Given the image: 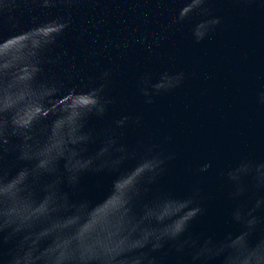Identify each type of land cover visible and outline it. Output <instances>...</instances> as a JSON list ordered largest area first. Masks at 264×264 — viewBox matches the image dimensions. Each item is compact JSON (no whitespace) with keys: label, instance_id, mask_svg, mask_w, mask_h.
<instances>
[{"label":"water","instance_id":"95a60500","mask_svg":"<svg viewBox=\"0 0 264 264\" xmlns=\"http://www.w3.org/2000/svg\"><path fill=\"white\" fill-rule=\"evenodd\" d=\"M196 2L58 0L55 7L44 8L40 0H0V49L4 50L0 67L15 68L16 80L30 77L28 59L46 31L43 26L60 19L71 21L40 57L39 81H54L57 87L19 88L8 100L19 105L14 120L26 122L36 113L41 116L32 136L25 137L41 158L23 167H39L50 154L61 155L81 139L75 121L79 108L91 102L84 93L100 83L104 72L109 73L105 95L112 102L103 118L88 120L89 129L96 133L89 154L104 150L107 132L134 148L140 141L155 143L171 133L169 147L176 152L160 180L136 201L134 221L123 207L122 183L114 181L134 160H125L119 173H86L78 191L65 189L69 197L57 199L50 190L35 206L34 199L41 193L39 185L33 184V198L24 197L10 212L24 219L44 217L48 226L39 236L55 233L54 242L60 248L74 241L88 251L109 244L120 247L128 239L121 233L131 234L141 226L159 227L151 224V210L143 212L149 203L165 194L183 198L198 189L196 200L204 211L190 226L185 256L165 245L157 254L159 264H188L192 246L209 241L216 245L212 264H223L219 252L229 236L233 237L231 246L264 239V222H260L264 211L254 208L264 196V0H210L207 12L193 11ZM212 17H219L220 23L201 42H195L194 30ZM177 71L184 73L182 84L146 105L140 82L150 80L151 87L162 88L168 75ZM125 116L130 118L128 124L115 127L114 122ZM74 156L75 149H68L73 168L88 163ZM205 165L210 167L201 173ZM18 166L14 156H9V172ZM253 168L254 175H240L238 185L232 183L230 177ZM15 182L14 178L11 183ZM237 190L241 194L234 199ZM69 198L80 203L73 205ZM237 209L248 216L247 224L257 222L255 230L235 222ZM13 246L14 242L0 246V255L6 257Z\"/></svg>","mask_w":264,"mask_h":264},{"label":"clouds","instance_id":"9594fccd","mask_svg":"<svg viewBox=\"0 0 264 264\" xmlns=\"http://www.w3.org/2000/svg\"><path fill=\"white\" fill-rule=\"evenodd\" d=\"M58 0H40V6L44 8L55 7ZM63 3L72 0H62ZM210 0H197L193 11L207 12L205 7ZM70 18L49 22L43 26L46 31L42 33L41 41L32 48V55L28 62L32 65L31 75L26 80H16L19 73L15 68L0 67V246L14 242L6 257L0 255L3 264H119L121 260L125 264H159L158 253L165 245L172 246L180 257L185 256L189 247L187 235L190 226L203 213L204 209L197 202L198 189H194L189 195L178 198L171 194L163 195L158 201L149 203L143 210L144 213L151 210L150 217L152 225L159 227L143 226L135 232L128 234L127 231L121 235L128 236L125 244L113 247L94 246L91 251L86 250L77 242H73L68 248L56 246V234L39 236L42 228L48 226L44 217L24 219L21 215L10 212L24 197L33 198L31 188L33 184L39 185L40 197L34 199V206L38 204L43 195L50 190L55 197H69V189L73 192L80 188L81 177L86 173L101 174L104 172L119 173L120 167L125 160H134L135 163L126 172L114 176L115 183H122L124 193L123 207L128 209V217L133 221L137 218L136 201L143 192L156 184L165 173L167 165L176 158V152L170 149L173 143L171 133L162 135L158 142L148 143L140 141L137 147L121 143L114 132L104 135L103 151L99 148L97 152L89 154L88 147L96 143V133L88 127V120L94 116L103 118L111 104V99L105 95L107 87L108 72L101 75L100 83L88 90L86 95L91 97V102L79 108V116L75 121L77 134L81 139L75 144H69L61 155H51L50 158L39 167H23L30 162L37 161L38 156L34 147L30 146L25 137L32 136L41 119L36 113L26 122L14 120L13 116L18 111L19 105H11L8 100L19 88H48L57 87L54 81L40 82L39 74L42 71L41 54L44 49L54 45L64 30L69 27ZM180 22V21H177ZM220 23L219 17H212L202 21L194 30L195 42H201L215 26ZM31 47L30 42H25ZM4 50L0 49V53ZM3 60L0 59V65ZM185 76L182 71L169 74L166 86L162 88L151 87L150 80L140 82V92L144 97V103L151 105L155 97L161 93L171 91L179 87ZM55 95V92L52 93ZM125 116L114 122L118 128L125 127L129 122ZM139 123V121H137ZM75 149L73 159L87 160L88 163L82 167L73 168L72 161L68 159V149ZM14 156L19 165L15 172H9L7 160ZM210 165H205L200 172H206ZM235 171V170H233ZM255 174V168L249 173H237L236 177H230L234 185H238L240 175ZM131 175V179L126 178ZM122 177L125 179L122 180ZM15 183H11L13 179ZM114 183V187H115ZM11 184V186H9ZM51 186V189L49 188ZM264 187V185H261ZM240 190L235 191L233 198H238ZM73 205L80 201H71ZM89 207H94L89 205ZM254 208L264 211V196H261L254 204ZM167 211L163 216L160 212ZM251 215V214H249ZM234 220L243 223L251 230H255L257 222L247 224L248 216L234 210ZM264 222V221H260ZM147 223V221H146ZM232 236L225 241V247L219 252L223 264H264V239L256 244H249L247 240L237 246H231ZM188 264H212L216 258V245L211 241L207 244L193 245L187 254Z\"/></svg>","mask_w":264,"mask_h":264}]
</instances>
